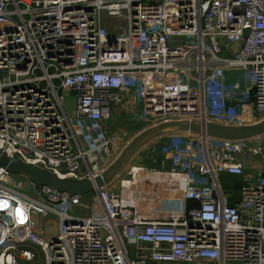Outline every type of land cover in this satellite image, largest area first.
<instances>
[{"label": "built area", "instance_id": "obj_1", "mask_svg": "<svg viewBox=\"0 0 264 264\" xmlns=\"http://www.w3.org/2000/svg\"><path fill=\"white\" fill-rule=\"evenodd\" d=\"M129 97L146 129L263 124L264 0H0L1 154L94 182ZM260 131L157 137L160 166L135 161L84 195L0 167V264L34 248L42 264H264ZM221 175L242 178L237 196Z\"/></svg>", "mask_w": 264, "mask_h": 264}, {"label": "water", "instance_id": "obj_2", "mask_svg": "<svg viewBox=\"0 0 264 264\" xmlns=\"http://www.w3.org/2000/svg\"><path fill=\"white\" fill-rule=\"evenodd\" d=\"M257 129L264 130V123L257 127H239L225 126L212 122L203 123L197 120H173L165 122L138 133L119 155L117 158L118 160L113 162L103 174L96 176L94 182H91L90 180L81 182L61 180L34 166L13 162L1 153L0 167L4 168L10 174L26 177L38 187H48L65 193L68 196L84 195L93 191L95 187L94 185L101 186L110 181L108 180L109 177L106 175V172H108L110 168L123 164L126 158L127 160L130 158L131 154H134L140 147L157 137L176 132H191L217 138L240 139L254 135ZM55 240L57 241V238H55Z\"/></svg>", "mask_w": 264, "mask_h": 264}, {"label": "rangeland", "instance_id": "obj_3", "mask_svg": "<svg viewBox=\"0 0 264 264\" xmlns=\"http://www.w3.org/2000/svg\"><path fill=\"white\" fill-rule=\"evenodd\" d=\"M138 112L142 113L143 109L137 107V105L132 101L130 97L124 103L120 104L115 108L113 119L109 124L106 125V129L108 132L107 140H109V143L107 145L109 151L108 152L109 155L108 158L110 159L109 161L116 162L118 160L117 158L119 157V155L127 147L126 145L129 142V139L133 137L132 135H134L138 131L140 132L146 129V128H142L143 126L140 125L141 123L134 122L131 118V116H134L135 114H140ZM255 132L259 134L261 131L257 129ZM263 135L264 132L261 135H259L260 136L259 138L261 140L263 138ZM161 144H162L161 139H153L147 144L140 147L141 149L140 150L138 149L139 151L137 150L138 152L135 155L131 154L128 160L126 158L123 164L116 165L110 168L108 172H106L107 177H109L108 180H113L116 178H122L126 176V173L133 166L135 161L136 164H138L139 162H143L148 166L157 167V165H159V163L161 162V156L158 153ZM257 164L259 165V168L262 171H264V161L258 160ZM219 181L226 192H228L233 196L238 195V191H239L238 188L242 182V178L240 176L236 177V176L221 175ZM44 221L46 223L52 224L53 219L45 218ZM33 253L36 254L37 258L26 264H42L39 260V256H41L40 250L38 248H34ZM165 264H174V263H165ZM177 264H185V263H177Z\"/></svg>", "mask_w": 264, "mask_h": 264}, {"label": "crops", "instance_id": "obj_4", "mask_svg": "<svg viewBox=\"0 0 264 264\" xmlns=\"http://www.w3.org/2000/svg\"><path fill=\"white\" fill-rule=\"evenodd\" d=\"M140 125L142 126V124H140ZM138 132H139V131H138ZM138 132H137V133H138ZM137 133H135V134H137ZM135 134H134V135H135ZM162 160H163V158L161 157V162L159 163V165H157V167L160 166V165L162 164ZM165 165H166V166H169L166 162H165Z\"/></svg>", "mask_w": 264, "mask_h": 264}]
</instances>
